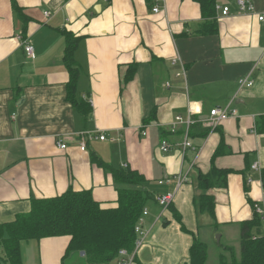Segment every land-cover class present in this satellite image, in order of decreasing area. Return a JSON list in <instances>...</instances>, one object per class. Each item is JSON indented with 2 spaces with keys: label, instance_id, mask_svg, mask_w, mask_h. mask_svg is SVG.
Returning <instances> with one entry per match:
<instances>
[{
  "label": "crops",
  "instance_id": "0c3cea01",
  "mask_svg": "<svg viewBox=\"0 0 264 264\" xmlns=\"http://www.w3.org/2000/svg\"><path fill=\"white\" fill-rule=\"evenodd\" d=\"M237 1L216 0L219 32L200 36L204 20L194 0H0V227L29 213L34 199L69 190L116 207L114 172L130 170L152 196L137 262L186 264L194 238L207 246L206 264L240 258L241 224L255 205L264 209V0H245L255 16L242 14ZM68 36L77 39L72 65L80 71L73 101ZM228 106L237 118L204 127L212 109ZM177 116L201 127L190 130L195 149L184 155L185 128L170 131ZM81 132H91L85 152L75 137ZM103 133L107 139L98 140ZM164 139L169 153L160 150ZM93 154L107 166L94 164ZM214 168L226 182L209 191L212 217L196 211L195 199L199 175ZM179 174L186 182L163 210L156 198L176 190ZM69 242L23 241L22 264H84L76 255L63 262ZM3 256L0 248V264Z\"/></svg>",
  "mask_w": 264,
  "mask_h": 264
},
{
  "label": "trees",
  "instance_id": "16d2710c",
  "mask_svg": "<svg viewBox=\"0 0 264 264\" xmlns=\"http://www.w3.org/2000/svg\"><path fill=\"white\" fill-rule=\"evenodd\" d=\"M194 1L199 5L204 20L195 34H217L216 0ZM76 47L77 39L68 36L65 58L71 80L68 84L69 101L75 98L73 90L80 76V71L72 65ZM83 111L87 113L85 107ZM193 128L201 129L199 125ZM91 160L94 164L107 166L95 154ZM114 178L118 200L113 208L103 209L91 191L69 190L58 197L34 199L29 213L0 227V248L4 253L1 259L6 264H22L23 241L63 236L70 238L63 262L76 255L84 264H115L120 250L132 252L137 239L135 227L152 196L138 187L144 181L138 172L120 170L114 172ZM197 182L201 194L195 199L196 211L214 217L216 203L209 191L225 184L226 172L214 168L207 175L200 174ZM82 252L85 255L81 257ZM136 257L135 264H140ZM207 259V246L194 238L186 264H206ZM230 264H264V216L256 213L255 209L253 218L241 224V256Z\"/></svg>",
  "mask_w": 264,
  "mask_h": 264
},
{
  "label": "built area",
  "instance_id": "2783aa9c",
  "mask_svg": "<svg viewBox=\"0 0 264 264\" xmlns=\"http://www.w3.org/2000/svg\"><path fill=\"white\" fill-rule=\"evenodd\" d=\"M239 11L242 14H248V15H258L256 13V8L255 6L245 0H238L237 1ZM153 12L155 14H158L160 12L159 4L155 5ZM222 16H229L230 15V8L229 7H224L222 8ZM45 16L49 17L50 13L46 12ZM259 21L264 22V14L258 17ZM24 49L25 53L28 57L30 58H35V50L34 47L31 46L28 42H25L24 44ZM185 70L183 69V73ZM180 76V75H179ZM241 86H246V87H252L253 82L243 80L240 82ZM192 112V111H191ZM238 117V111L235 109L228 107L225 108H214L210 111V115L208 118L202 120L204 127L214 130L217 127L220 126V124L228 119L231 118H237ZM198 121L196 119H193L191 117H188L184 119L181 116H177L174 121L170 124V131L171 133H175L180 126L184 127L186 132H185V138L184 141L181 145H179V148L181 149L182 154L184 155L185 152L189 149H195L192 143L190 142V130L191 128L197 123ZM143 135L145 136L146 133L143 132ZM91 132H81L76 134V138H79V146L80 150L82 152H85L87 150V138L90 140ZM97 139L100 141H105L107 139V134L103 133L99 136H97ZM58 146L61 149H67V145L63 141H58ZM173 149V146L171 143L167 140H162L160 150L163 153H169ZM254 168H257V165L254 166ZM177 178V185H176V190L172 193H168L165 195L158 196L156 198L157 204L163 209L166 210L174 201V198L177 194V191L180 189L183 183L186 182V177L183 174H179L176 176ZM255 212L260 214L261 216H264V209L261 207L255 205L254 206ZM148 215V209L145 208L143 210V214L141 218L139 219V222L137 223L135 227V233L137 234V239L135 242V248L132 252H129L126 249H122L119 252L118 258L115 262V264H135V257L137 256L138 252L140 249L143 247V245L146 242V239L149 235L148 231H145L143 228V219Z\"/></svg>",
  "mask_w": 264,
  "mask_h": 264
},
{
  "label": "rangeland",
  "instance_id": "374dc122",
  "mask_svg": "<svg viewBox=\"0 0 264 264\" xmlns=\"http://www.w3.org/2000/svg\"><path fill=\"white\" fill-rule=\"evenodd\" d=\"M218 235H219V234H218ZM215 238H216V240H217V236H216ZM223 243L225 244V241H223ZM67 264H74V263H73V260H72V259L68 260Z\"/></svg>",
  "mask_w": 264,
  "mask_h": 264
},
{
  "label": "water",
  "instance_id": "95a60500",
  "mask_svg": "<svg viewBox=\"0 0 264 264\" xmlns=\"http://www.w3.org/2000/svg\"><path fill=\"white\" fill-rule=\"evenodd\" d=\"M220 237H221L220 235H217V240H218V241L220 240ZM84 255H85V253L82 252V253H81V256H84Z\"/></svg>",
  "mask_w": 264,
  "mask_h": 264
}]
</instances>
